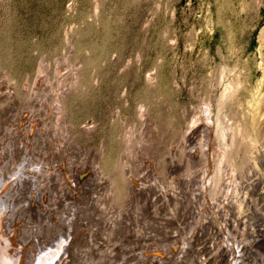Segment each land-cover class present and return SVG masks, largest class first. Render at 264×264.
<instances>
[{"label": "rangeland", "instance_id": "1", "mask_svg": "<svg viewBox=\"0 0 264 264\" xmlns=\"http://www.w3.org/2000/svg\"><path fill=\"white\" fill-rule=\"evenodd\" d=\"M263 152L264 0H0V264H264Z\"/></svg>", "mask_w": 264, "mask_h": 264}, {"label": "bare ground", "instance_id": "2", "mask_svg": "<svg viewBox=\"0 0 264 264\" xmlns=\"http://www.w3.org/2000/svg\"><path fill=\"white\" fill-rule=\"evenodd\" d=\"M238 86V85H237ZM232 88V86H231ZM238 88V87H237ZM237 88L236 89H230V87H227L221 94V97H220V101H221V107L224 108L225 107V104L228 100H233L235 98V95L237 93ZM254 109V108H253ZM247 112V111H246ZM245 114V113H244ZM247 114V113H246ZM245 114V116H246ZM253 117V116H252ZM223 117H219L217 118V121H214L213 123L211 122L210 120V117H207L206 118V121L211 123L212 126L209 128L208 130V139H209V148H208V155L206 156L204 154V157H202V159L204 160L203 161V165L202 167L204 168L203 169V181L204 179L206 181H211V180H215V179H220V175L222 174V168L224 170V165L225 164H229L233 167H236L237 166V163H236V159L238 156H240V154H243L242 157L244 158L245 157V160L246 159H250V155L248 154V152H251L252 148L250 150H246L244 151L241 147L243 146V143H246V145L248 144L247 142H240V133H243L244 131V127H240V125L238 124L239 128H234V126H232V123H230L229 121L228 122H224ZM253 121V120H252ZM256 122V121H255ZM254 122V123H255ZM241 123V122H240ZM253 125V124H252ZM254 126V125H253ZM258 127V126H257ZM243 130V131H242ZM246 130V129H245ZM242 131V132H240ZM240 132V133H239ZM246 133V131H244ZM249 133V132H248ZM252 133V132H251ZM237 134H238V138H240L239 140H237ZM252 135V134H251ZM23 136V135H22ZM250 136V135H249ZM256 136V135H255ZM245 137V135H244ZM242 137V138H244ZM246 138H251V137H245ZM252 140V139H251ZM26 141V140H25ZM242 141V140H241ZM248 141V140H247ZM256 141V138L255 140ZM253 143V141H252ZM256 144V142H254ZM250 144V143H249ZM245 145V147H246ZM253 145V144H252ZM250 145V146H252ZM254 147V145L252 146ZM195 148V147H194ZM248 148V147H247ZM185 150V148H184ZM243 151V152H242ZM248 151V152H247ZM185 153L188 155L187 159L189 160L188 164L191 162V160L195 159L197 157V149L195 148L191 154L188 153L186 150H185ZM264 153V152H263ZM262 153V154H263ZM242 158V159H243ZM244 160V159H243ZM198 162V161H197ZM193 163V162H192ZM191 163V164H192ZM202 163V161H201ZM187 166V165H186ZM190 167V166H189ZM189 167H186V168H189ZM201 167V168H202ZM230 167V166H229ZM193 168V166H192ZM238 168V166H237ZM263 168V167H262ZM190 169V168H189ZM234 169V168H233ZM198 170V169H197ZM242 170V169H240ZM239 170V171H240ZM190 171V170H189ZM200 171V169H199ZM244 171V169H243ZM257 171V170H256ZM191 172V171H190ZM202 172V170H201ZM235 172H236V169H235ZM227 173V171L225 172V174ZM244 173V172H242ZM191 174V173H190ZM224 174V175H225ZM229 174V172L227 173ZM233 174V173H232ZM199 176V175H198ZM223 176V174H222ZM202 177V176H201ZM202 179V178H201ZM94 181V180H93ZM219 181V180H218ZM215 182V181H214ZM215 183H218V182H215ZM95 184V183H94ZM208 184V183H207ZM104 185V184H103ZM109 185V184H108ZM203 185V184H202ZM97 186V185H96ZM99 186V185H98ZM152 186V185H151ZM204 186V185H203ZM214 186V184H213ZM152 188V187H151ZM205 188V187H204ZM209 188V187H208ZM207 188V189H208ZM110 191V189H109ZM108 191V192H109ZM114 191V190H113ZM155 191V190H154ZM202 191V190H201ZM205 191V189H204ZM212 192V190H211ZM209 193L207 192L204 196L205 199H209V197L211 198L213 196L212 193ZM114 193V192H113ZM149 193V192H148ZM154 193V192H153ZM163 193V192H162ZM109 194V193H108ZM137 194V193H136ZM141 195V193H139ZM115 195V194H114ZM146 196V195H145ZM150 196V195H149ZM149 198V197H148ZM147 200V199H146ZM147 203V202H146ZM156 203V202H155ZM155 205V204H154ZM139 206V205H138ZM148 208V206H147ZM104 210V209H103ZM155 212V211H154ZM227 212V211H226ZM151 213H152V210L150 209L149 211H147V216H150L151 217ZM109 214V213H108ZM146 214V213H145ZM119 215V214H117ZM156 215V214H155ZM113 216V215H112ZM264 216V215H263ZM229 217V216H228ZM164 218V217H163ZM170 218V217H169ZM227 218V217H226ZM264 218V217H263ZM225 220V219H224ZM146 221V220H145ZM151 222V221H150ZM226 222V221H225ZM225 222H222L221 220H216L215 221V224L218 226V232H227L228 231V228L226 227V223ZM264 222V221H263ZM146 223V222H145ZM148 223V222H147ZM70 224V223H69ZM145 225V224H144ZM263 225V223H262ZM71 227V226H70ZM72 229V228H71ZM264 231V229H262ZM70 231V230H69ZM166 233V232H165ZM230 234V233H229ZM228 234V235H229ZM224 235V234H223ZM261 235V234H259ZM4 236V235H3ZM64 236V235H63ZM136 236V235H135ZM134 236V238H135ZM141 236V235H140ZM138 236V237H140ZM264 236V235H263ZM221 237V236H220ZM259 237H262V236H259ZM144 238V237H142ZM225 238V237H223ZM139 239V238H138ZM137 239V240H138ZM159 239V238H158ZM60 240V239H59ZM140 240V239H139ZM138 240V241H139ZM257 240V239H256ZM261 240V239H259ZM56 241V240H55ZM264 241V240H263ZM52 242V241H51ZM141 242V240L139 241ZM144 242V241H143ZM35 243V242H34ZM161 244V243H160ZM221 244V243H220ZM235 244V243H234ZM14 245V244H13ZM65 246V245H64ZM182 247V246H181ZM205 247V246H204ZM64 248V247H62ZM184 248V246H183ZM226 248V247H225ZM224 248V249H225ZM239 248V247H238ZM247 248V247H246ZM24 249V248H23ZM222 249V248H221ZM233 249V248H232ZM185 250V249H184ZM46 251V250H45ZM48 251V250H47ZM66 251V250H65ZM242 251V250H241ZM68 252V250H67ZM239 252V250L237 248L234 247L233 251L231 254H228L227 252H223V254H221L222 256V259H220V261L222 260V263L220 264H238V262L234 259H231V256L234 255V253H237ZM249 253V252H248ZM45 254V253H44ZM3 255V254H2ZM181 255V254H180ZM240 255V253H239ZM236 256V255H235ZM238 256V255H237ZM4 257V256H3ZM24 257V256H23ZM155 257V256H154ZM14 258V256H13ZM54 258V257H53ZM218 257H213L211 262H214L216 261ZM241 258V257H240ZM245 258V257H244ZM3 259V258H2ZM238 259V258H237ZM203 260V259H202ZM241 260V259H240ZM15 261V260H14ZM204 263V262H202ZM218 263V262H217ZM152 264V263H151Z\"/></svg>", "mask_w": 264, "mask_h": 264}, {"label": "built area", "instance_id": "3", "mask_svg": "<svg viewBox=\"0 0 264 264\" xmlns=\"http://www.w3.org/2000/svg\"><path fill=\"white\" fill-rule=\"evenodd\" d=\"M181 242H184V243H186V242H187V238H184V240H182V239H181ZM174 250H176V251H177V249H174ZM179 257H181V256H179Z\"/></svg>", "mask_w": 264, "mask_h": 264}]
</instances>
